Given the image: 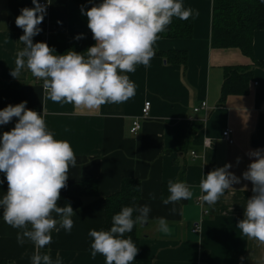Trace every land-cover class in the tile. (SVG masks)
Listing matches in <instances>:
<instances>
[{"label":"crops","instance_id":"1","mask_svg":"<svg viewBox=\"0 0 264 264\" xmlns=\"http://www.w3.org/2000/svg\"><path fill=\"white\" fill-rule=\"evenodd\" d=\"M44 1V0H40ZM100 0H53L48 6L42 31L33 42H46L56 54H63L70 34H92L87 17L81 13ZM194 11L193 37L188 40L161 38L155 50H184L186 67L169 63L155 55L150 67L137 66L128 74L136 85L135 96L119 105L108 104L97 110L76 109L71 104L45 100L42 81L25 69L18 79L10 75L15 54L23 47L19 37L23 30L15 19L32 0H0V110L27 101L26 107L43 113L57 139L70 142L77 158L69 171L67 187L61 191L60 206L70 204L76 213L71 232L52 233L47 252L62 264H104V257L91 255V229L105 227V199L118 192L122 180L141 182L139 205L151 209L149 221L138 225L139 252L133 264H258L264 258V245L249 240L237 228L244 218V206L252 193V184L242 178L252 159L251 150L264 149V69L254 67L252 80L243 94H231L222 100L224 68L251 66L252 60L237 48L215 49L211 46V12L213 0H183ZM254 57L264 60V31L254 34ZM151 103L150 114L141 119L145 102ZM206 101L211 108L193 114L194 107ZM195 121H190V117ZM141 119L137 134L132 124ZM16 119L0 126V134L10 131ZM196 125H200L197 127ZM233 130L234 143L226 142L222 133ZM209 140V144H205ZM196 154V157L192 155ZM237 157L240 158L237 163ZM231 164L230 172L241 178L214 205H197L199 181L209 171ZM85 178H96L98 196L69 194L70 187ZM0 198L7 191V181L0 173ZM169 181L186 182L194 191L192 200L164 205ZM164 185H167L163 187ZM153 193L155 199L149 194ZM177 211L173 213L171 209ZM167 220L171 235L157 231V218ZM199 232H193L196 226ZM17 229L0 219V264H31L34 246L16 240ZM244 258L241 260V258Z\"/></svg>","mask_w":264,"mask_h":264},{"label":"clouds","instance_id":"2","mask_svg":"<svg viewBox=\"0 0 264 264\" xmlns=\"http://www.w3.org/2000/svg\"><path fill=\"white\" fill-rule=\"evenodd\" d=\"M53 0H32L33 7H24L15 19L23 30V45L15 54V67L10 75L18 79L22 70L42 81L45 100L71 104L76 109L97 110L108 104H123L135 96L136 85L130 79L137 66L150 67L155 44L174 18L188 20L193 10L183 0H100L81 13L95 43L84 52L69 49L56 54L46 42H33ZM92 2V0H89ZM81 36H77L79 40ZM27 101L9 104L0 110V126L16 119L10 131L0 134V173L7 181V191L0 198L3 221L17 229V243L30 242L34 252L31 264H62L42 252L52 243V233L61 229L71 232L76 214L70 204L60 206L61 191L67 187L69 171L76 166V154L69 141L57 139L49 130L43 113L26 107ZM252 159L242 178L252 184L253 195L247 199L244 218L237 228L249 240L264 245V149L251 150ZM240 158L237 157V163ZM225 164L209 171L199 181V199L214 206L233 184L241 182ZM4 180H0L3 184ZM164 205L192 200L195 193L183 181H169ZM155 199L153 193L149 194ZM148 205L124 206L112 216L107 230L91 229V255L104 257V264H133L139 248L131 233L136 225L149 221ZM177 211L175 207L171 209ZM157 231L171 235L163 217L157 218ZM244 258L242 257L241 260ZM258 264H264L262 258Z\"/></svg>","mask_w":264,"mask_h":264},{"label":"trees","instance_id":"3","mask_svg":"<svg viewBox=\"0 0 264 264\" xmlns=\"http://www.w3.org/2000/svg\"><path fill=\"white\" fill-rule=\"evenodd\" d=\"M193 10V9H192ZM194 13V11H193ZM264 31V0H213L211 12V46L215 49H239L242 54L249 57L253 65L249 66H229L224 68V83L222 87V100L231 94L245 93L248 84L252 80L254 67L264 69V60H257L254 57V34ZM194 14L188 20L174 18L166 32L161 34V38L188 40L193 37ZM82 38L77 40V36ZM95 41L92 34L77 33L70 34L66 38L65 50L74 49L77 52H84L92 46ZM155 55H161L169 63L186 67L188 53L184 50H169L159 52L155 50ZM154 55V56H155ZM199 127L200 125H196ZM167 185H164L165 187ZM98 181L96 178H85L75 182L69 189V194L80 197L98 196ZM141 199V182L134 178L122 180L121 188L118 192L105 199V227H111L112 216L118 213L124 206L139 205ZM0 219L2 213H0ZM133 241L139 248L140 236L138 225L131 233Z\"/></svg>","mask_w":264,"mask_h":264},{"label":"built area","instance_id":"4","mask_svg":"<svg viewBox=\"0 0 264 264\" xmlns=\"http://www.w3.org/2000/svg\"><path fill=\"white\" fill-rule=\"evenodd\" d=\"M41 3H44V1H40ZM48 8V7H47ZM150 107H151V103L149 102V101H147V102H145V104H144V106H143V108H142V110H141V116H140V118L143 120V119H146V118H148L149 117V114H150ZM210 110H211V108L208 106V104H207V102L206 101H202L197 107H194V109H193V114L195 115V114H198L199 112H201V111H205L206 112V115H205V117H204V119L202 120V121H204V120H206L207 119V117L209 116V114H210ZM141 119H137V120H135L134 122H133V124H132V128H131V133L132 134H137L139 131H140V129H141V127H142V121H141ZM189 120L190 121H195V119H194V117L192 116V117H190L189 118ZM222 137H223V139L226 141V142H228L229 144H233L234 143V139H233V130L232 129H230V128H227V129H225L224 131H223V133H222ZM205 144L206 145H208L209 144V140H205ZM192 155L194 156V157H196V154L195 153H192ZM203 202L199 199L198 201H197V205H199L200 206V208H201V213H202V215L204 216V215H207V211L206 210H204L203 209ZM199 226L197 225L194 229H193V232H195V233H197V232H199Z\"/></svg>","mask_w":264,"mask_h":264}]
</instances>
